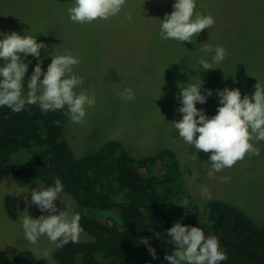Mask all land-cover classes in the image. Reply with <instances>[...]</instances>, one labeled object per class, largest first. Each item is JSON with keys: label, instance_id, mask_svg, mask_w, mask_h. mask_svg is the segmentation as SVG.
<instances>
[{"label": "rangeland", "instance_id": "1", "mask_svg": "<svg viewBox=\"0 0 264 264\" xmlns=\"http://www.w3.org/2000/svg\"><path fill=\"white\" fill-rule=\"evenodd\" d=\"M212 1L198 4L196 11L213 16L214 26L194 36L193 43H182L160 37L161 21L174 11L175 0H127L117 16L90 24L71 21L68 8L74 0H0V40L5 34L17 32L32 35L38 43L47 45L39 59L29 55L25 60L29 64L23 83L25 96L41 59L47 71L52 62L49 53L67 49L80 60L73 68L84 81L77 91L94 93L96 102L87 108L83 123L71 122L67 106L57 110L65 119L63 139L77 156L92 155L111 140L121 142L136 158L171 149L179 161L186 189L201 206L211 199H221L263 225L264 141L255 143L260 155H246L234 166L209 176V156L183 141L173 124L183 119L178 112L182 107L177 98L179 84L183 87L189 81L203 79L202 93L211 89L213 95L196 107L203 109L208 118L216 115L220 107L219 90L239 88L243 98L254 95L258 82L264 86V0ZM128 15L131 20L126 18ZM205 43L213 51H200ZM217 45L226 49L225 59L213 64L216 69L202 70L198 60L204 57L211 62ZM4 63L0 59V67ZM126 88L132 89L134 100L121 99ZM192 155L199 159L193 160ZM39 186L48 187L38 178L15 174L0 180V264L10 263L16 253L26 249L48 264H57L53 257L55 244L46 235L35 245L29 243L22 227L25 215L38 219L51 214L30 203L32 190ZM55 204L57 215L64 208L70 214H79V205L69 193L63 191ZM79 239L91 236L82 228Z\"/></svg>", "mask_w": 264, "mask_h": 264}, {"label": "trees", "instance_id": "2", "mask_svg": "<svg viewBox=\"0 0 264 264\" xmlns=\"http://www.w3.org/2000/svg\"><path fill=\"white\" fill-rule=\"evenodd\" d=\"M203 1L213 2L196 0V8ZM64 123L62 112H44L38 103L19 113L0 106V180L15 174L52 186L60 179L79 205L80 226L91 236L55 247L57 264H170L165 256L176 246L168 230L178 222L217 237L227 255L220 264H264V224L221 199L201 206L186 189L171 149L136 158L111 140L79 157L63 139ZM8 264L48 263L26 249Z\"/></svg>", "mask_w": 264, "mask_h": 264}, {"label": "clouds", "instance_id": "3", "mask_svg": "<svg viewBox=\"0 0 264 264\" xmlns=\"http://www.w3.org/2000/svg\"><path fill=\"white\" fill-rule=\"evenodd\" d=\"M126 2L127 0H74V4L68 8V13L71 21L90 24L96 20H108L117 16ZM173 7L174 11L166 14L161 21L162 39L193 43L194 36L198 37L204 29H209L215 24L213 16L196 11V0H175ZM126 18L132 19L131 15ZM46 48L47 45L38 43L36 37L22 36L17 32L5 34L4 39L0 40V59L5 62L4 66L0 67V106H7L17 113L23 110L26 104L39 103L44 112L62 110L67 106L66 115L71 122L83 123L87 108L95 104L96 97L94 93L89 95L86 91H77L84 83L83 78L73 71L80 60L67 49L63 53L56 50L49 53L52 62L46 72L42 67V59L36 64L28 82L27 94L24 95L23 83L29 69L25 60L29 55L39 59L41 50ZM200 51L207 53L213 49L205 43ZM214 51L211 62L204 57L198 60L202 70L216 69L213 64L222 62L227 55L226 49L219 45ZM203 83L201 79L196 82L189 81L183 84L186 85L183 87L178 85L181 92L177 98L182 104L178 112L183 114V119L173 124L179 137L188 145L194 147L197 152L211 154L209 176H212L215 172L234 166L246 155H260L255 143L264 141V86L258 82L254 95H245L243 98L239 88L219 90L217 94L220 107L216 115L208 118L203 109L196 107L197 103L205 104L207 98L213 95L211 89L206 94L202 93ZM120 96L125 101L135 99L131 88H126ZM192 159L199 157L192 155ZM223 179L227 180L228 177ZM63 191L64 185L60 179H56L52 186L43 189L39 186L32 190L30 203L38 206L43 212L50 211L51 214L41 215L38 219L29 215L22 218L25 239L29 243L35 245L38 239L45 235L57 248H62L69 242H78L82 232L80 215L70 214L66 208L56 214L58 208L55 201L61 199ZM203 191L208 193L206 188ZM208 198L211 199L210 194ZM25 199L27 200V197ZM156 235L159 236V233ZM168 235L176 246L172 254L165 256L170 264H220L227 259L226 253L220 248L218 238L212 235L206 237L200 227L186 226L178 222L168 230ZM148 250L153 258H156V250L151 246Z\"/></svg>", "mask_w": 264, "mask_h": 264}]
</instances>
